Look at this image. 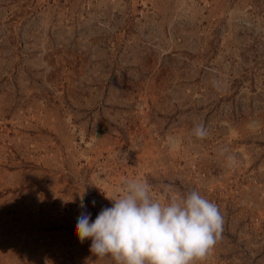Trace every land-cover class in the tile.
<instances>
[{"label": "rangeland", "instance_id": "374dc122", "mask_svg": "<svg viewBox=\"0 0 264 264\" xmlns=\"http://www.w3.org/2000/svg\"><path fill=\"white\" fill-rule=\"evenodd\" d=\"M125 179L219 206L198 264H264V0H0V264H115L76 223Z\"/></svg>", "mask_w": 264, "mask_h": 264}, {"label": "clouds", "instance_id": "9594fccd", "mask_svg": "<svg viewBox=\"0 0 264 264\" xmlns=\"http://www.w3.org/2000/svg\"><path fill=\"white\" fill-rule=\"evenodd\" d=\"M192 133L198 139L209 134L203 124H196ZM228 161L235 166L233 156ZM102 192L112 206L92 222L91 213L81 212L76 223V235L81 242L91 239L96 257H110L115 264H198L221 239L219 206L198 190L160 199L145 180L125 179L118 196ZM80 207L85 208L83 202Z\"/></svg>", "mask_w": 264, "mask_h": 264}]
</instances>
